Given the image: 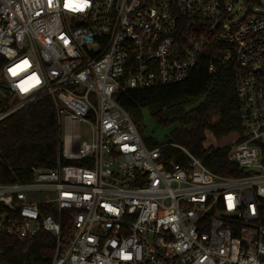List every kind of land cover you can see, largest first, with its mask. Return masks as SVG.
I'll return each instance as SVG.
<instances>
[{
	"label": "built area",
	"instance_id": "1",
	"mask_svg": "<svg viewBox=\"0 0 264 264\" xmlns=\"http://www.w3.org/2000/svg\"><path fill=\"white\" fill-rule=\"evenodd\" d=\"M81 3L0 0V125L50 97L60 128L92 133L66 137L58 166L29 168L31 182L0 184V242L49 233L51 264H264V0ZM211 43L235 72L238 177L181 146L149 149L117 102L185 82ZM168 146L188 164H167Z\"/></svg>",
	"mask_w": 264,
	"mask_h": 264
},
{
	"label": "trees",
	"instance_id": "2",
	"mask_svg": "<svg viewBox=\"0 0 264 264\" xmlns=\"http://www.w3.org/2000/svg\"><path fill=\"white\" fill-rule=\"evenodd\" d=\"M222 50V45L211 43L189 79L181 84L121 93L117 102L130 115L149 149L163 144L143 136L140 123L145 110L160 126L173 128L164 145L181 146L212 173L231 178L241 172L229 160L230 147L205 148L208 132L218 140L242 132L235 72L223 63ZM211 65L215 67L213 74L209 72ZM63 149L54 103L50 97H43L0 125V184L31 182L28 169L56 168ZM163 156L167 164L185 166L189 162L172 146L163 150ZM3 211L0 205V213ZM63 217L66 231L68 217ZM56 246L54 236L46 232L23 240L3 236L0 264H51Z\"/></svg>",
	"mask_w": 264,
	"mask_h": 264
},
{
	"label": "rangeland",
	"instance_id": "3",
	"mask_svg": "<svg viewBox=\"0 0 264 264\" xmlns=\"http://www.w3.org/2000/svg\"><path fill=\"white\" fill-rule=\"evenodd\" d=\"M143 136L147 139H154L160 144H165L168 141V136L172 132V127L164 128L160 126L150 115L148 110L143 112V119L140 123ZM62 139L65 141L66 137L70 135H80L82 141H90L92 139L91 127L87 124H74L62 119L61 125ZM237 138V135H231L221 140L216 139L212 133L208 132L206 135L205 148L218 149L226 146H231L232 142ZM43 197V192H41Z\"/></svg>",
	"mask_w": 264,
	"mask_h": 264
},
{
	"label": "clouds",
	"instance_id": "4",
	"mask_svg": "<svg viewBox=\"0 0 264 264\" xmlns=\"http://www.w3.org/2000/svg\"><path fill=\"white\" fill-rule=\"evenodd\" d=\"M88 7V3H87V0H85V2H83V3H81V4H78V5H76V9L77 10H83V9H85V8H87ZM21 68L23 67V66H20ZM34 79V78H33ZM28 84V81H25L24 82V84H22L20 87L21 88H25V85H27Z\"/></svg>",
	"mask_w": 264,
	"mask_h": 264
},
{
	"label": "snow or ice",
	"instance_id": "5",
	"mask_svg": "<svg viewBox=\"0 0 264 264\" xmlns=\"http://www.w3.org/2000/svg\"><path fill=\"white\" fill-rule=\"evenodd\" d=\"M83 2H85V0H83ZM24 63L27 64V61H25ZM19 67L20 66L17 65V68H19ZM10 71L12 72L13 75H16V69H11ZM30 79H32V78H30ZM37 83H38V81H37ZM21 90L22 91H27L28 89L27 88H22Z\"/></svg>",
	"mask_w": 264,
	"mask_h": 264
},
{
	"label": "crops",
	"instance_id": "6",
	"mask_svg": "<svg viewBox=\"0 0 264 264\" xmlns=\"http://www.w3.org/2000/svg\"><path fill=\"white\" fill-rule=\"evenodd\" d=\"M74 125V124H73Z\"/></svg>",
	"mask_w": 264,
	"mask_h": 264
}]
</instances>
